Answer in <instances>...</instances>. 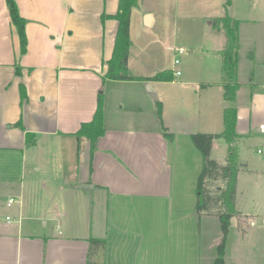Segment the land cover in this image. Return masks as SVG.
I'll return each instance as SVG.
<instances>
[{"label":"crops","instance_id":"crops-1","mask_svg":"<svg viewBox=\"0 0 264 264\" xmlns=\"http://www.w3.org/2000/svg\"><path fill=\"white\" fill-rule=\"evenodd\" d=\"M15 2L26 20L24 53L0 0V264H212L220 222L216 212L196 210L203 158L191 134L220 133L228 106L236 110L238 169L224 264H264V132L259 129L264 124V24L249 13L244 50L241 20L230 15L238 22V87L227 101L223 84L228 81H175L177 69L162 61L161 40L133 42L136 15L143 27L157 22L144 0L130 12L128 72L148 78L168 70L171 81L105 77L118 27L108 16L117 12L119 0ZM226 46L227 35L222 50ZM168 86L177 90L168 93ZM99 94L104 133L91 157L89 139L76 132L93 117ZM217 143L213 139L210 158L225 165L228 144L223 153ZM41 168L64 180L53 185L40 179L45 202L32 182L33 171ZM76 184L92 187L80 190ZM74 186L77 203L60 204V196ZM93 194L103 212L98 218L92 205L87 208L86 198L93 202ZM84 211L89 217L76 219L74 213ZM91 238L105 242L93 256Z\"/></svg>","mask_w":264,"mask_h":264},{"label":"rangeland","instance_id":"rangeland-1","mask_svg":"<svg viewBox=\"0 0 264 264\" xmlns=\"http://www.w3.org/2000/svg\"><path fill=\"white\" fill-rule=\"evenodd\" d=\"M226 0H144L143 7L154 11L157 15V22L154 27H143L139 21V17L133 18L132 22V37L133 42H148L151 39L157 38L163 43V59L164 64L172 66L175 70L180 71V75L175 76V81H195L196 79L210 78L213 80L226 82L229 81L226 73L222 69L223 63V43H225V30L217 28L213 21L216 17L228 15L241 20L240 21V36L244 50L247 48L246 32L249 26L244 20L248 19L249 13L258 21V24H264V0H231L229 6L225 5ZM239 33V32H238ZM170 47V48H169ZM182 48L183 53L178 54L177 50ZM248 51V50H247ZM246 51V53H247ZM244 55H242L243 58ZM177 57L179 64H174L173 59ZM243 59H241L242 61ZM248 61V60H247ZM249 62V61H248ZM259 69L261 64L259 63ZM245 70L241 71L242 79L245 80ZM177 86V85H176ZM175 86V87H176ZM187 91L192 95L193 89L187 86ZM177 88L166 87L165 90L174 92ZM217 142L222 145L221 152L225 153L226 143L222 138H216ZM217 143V144H218ZM217 146V145H216ZM256 147H260L257 145ZM254 149V148H252ZM217 150V149H215ZM220 153V152H219ZM213 157H218L214 152ZM36 167L37 164L30 165V168ZM34 169V168H33ZM34 179L32 182L36 183L38 188L35 193L39 197H43V202L46 201L45 192L41 185L40 179L50 181L51 184L64 183L63 179L54 180L51 174H46V169H39L33 171ZM69 176H71L69 174ZM73 177H69L68 181H72ZM81 185V184H76ZM71 189V192L62 194L60 196V204H67L68 206L77 203L76 192L79 189ZM224 186V180L219 176L209 181L207 188L212 194L217 195L218 188ZM76 190V192H75ZM80 190H85L80 188ZM44 192V193H43ZM71 198H74L70 200ZM96 196L93 194L92 198L87 196V208L91 205V214L93 217H100L103 213L102 208L95 206ZM67 199V200H66ZM219 205L212 203V208L208 213H217ZM88 213L90 211L88 209ZM89 217L87 212H75L76 219H83V216ZM90 219V218H89ZM43 221V220H42ZM84 222V221H83ZM205 228V227H204Z\"/></svg>","mask_w":264,"mask_h":264},{"label":"trees","instance_id":"trees-1","mask_svg":"<svg viewBox=\"0 0 264 264\" xmlns=\"http://www.w3.org/2000/svg\"><path fill=\"white\" fill-rule=\"evenodd\" d=\"M9 16L12 24L15 26L20 42V51L24 53L26 50L25 22L26 20L19 14L15 0H5ZM137 4V0H119L118 10L114 15L108 17L114 18L118 22L117 32L111 58L107 61V71L105 77L113 80H162L171 81L173 75L171 71H162L152 77L144 78L129 74L127 67L128 51L131 44L129 37V19L131 8ZM231 0H226L225 5L229 6ZM104 19V16H103ZM213 24L217 28H223L227 35V46L222 51L223 63L222 69L226 73L229 81L223 84V97L227 101H231L234 92L238 87L236 82L237 68V51H238V22L233 20L227 12L215 19ZM18 71V70H16ZM21 100L26 97L23 86H20ZM157 104L158 117L161 120V105ZM236 121V110L233 106H228L223 110L224 128L220 133H194L191 134V140L195 147L200 151L203 164L201 172L197 178L196 186V210L208 211L212 208V203L219 205L224 210L217 212L220 222L221 237L215 249V257L212 264H224V250L226 235L230 223V217L235 213L234 210V193L237 173L236 151L233 145L236 134L234 131ZM163 135L170 139L171 134L167 132L165 127L162 128ZM103 98L102 94L97 97V105L93 117L90 121L81 124L76 132L77 137L85 136L90 141V156L92 157L96 149L99 138L103 135ZM223 138L228 144L226 164L219 165L214 159L210 158L211 143L215 138ZM220 177L224 180V186L218 190L217 195L211 196L207 185L210 180ZM89 255L93 256L96 251L104 248L103 239L91 238ZM95 264V263H90Z\"/></svg>","mask_w":264,"mask_h":264},{"label":"built area","instance_id":"built-area-1","mask_svg":"<svg viewBox=\"0 0 264 264\" xmlns=\"http://www.w3.org/2000/svg\"><path fill=\"white\" fill-rule=\"evenodd\" d=\"M177 52H178V54H181V53L184 52V50H183L182 48H179V49L177 50ZM173 63H174L175 65H176V64H179V59L175 58V59L173 60ZM174 73H175L176 76H177V75H180V71H179V70H176ZM259 129H260L262 132H264V124H261V125L259 126ZM12 201H13L12 198L9 199V201H8V205L11 204ZM7 218H8V217H7ZM263 222H264V219H263Z\"/></svg>","mask_w":264,"mask_h":264},{"label":"water","instance_id":"water-1","mask_svg":"<svg viewBox=\"0 0 264 264\" xmlns=\"http://www.w3.org/2000/svg\"><path fill=\"white\" fill-rule=\"evenodd\" d=\"M146 23L149 24V19H150V15H146ZM79 187L81 188H91L92 186L89 185V184H82V185H79ZM195 216L197 215L196 212H194Z\"/></svg>","mask_w":264,"mask_h":264}]
</instances>
